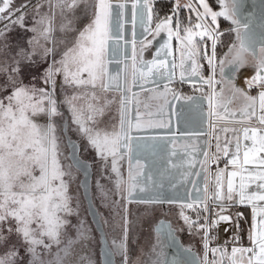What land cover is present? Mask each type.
<instances>
[{"label": "snow or ice", "instance_id": "obj_1", "mask_svg": "<svg viewBox=\"0 0 264 264\" xmlns=\"http://www.w3.org/2000/svg\"><path fill=\"white\" fill-rule=\"evenodd\" d=\"M154 0H143V4L138 7L133 4L134 15L138 12L141 21L145 16L149 21L153 16ZM172 0H168L171 3ZM221 10L215 11L211 0H198L197 4L193 0H187L184 5L189 10L187 18L181 16L179 0H176L175 6L169 8L161 18L157 12L158 23L155 26V34L159 35L161 31H166L168 39L156 50L153 59L145 61L143 59L144 48L140 51L139 65L133 61L131 78L134 86H140L141 82L147 83L149 80H155L156 77H167L172 81L175 76L174 69H180V82L185 83L187 75L197 76L203 84L208 85L207 100L209 105V127L213 130L217 127L212 117L220 116L216 111L224 106L225 86L231 95L228 97V103L240 100V120L235 121L242 126V135L244 140H251V147H243V161L240 154L242 146L240 136H236L235 151L231 152V159L226 161V167L231 164L239 171H230L227 173V194L222 191L221 176L223 169L216 173V187L212 193L214 201L227 200L230 203L219 205L220 213L226 208L233 207L235 203L251 206L252 224L248 232V238L252 244L250 248L234 247L231 254L226 251L221 253L220 260H216L218 249H211L213 260L211 264H245V254L247 256L246 264H264V158L259 153H264V46L260 48V55L255 52L256 41L252 38V33L248 22L241 21L239 5L240 0H216ZM81 5L85 7L81 8ZM229 5L231 7L229 8ZM165 5L161 2V8ZM49 11L42 12V4L37 0L36 4L25 3L17 6L15 0H0V55L4 59L0 60V75L6 76L3 85H0V94H3L7 104L0 99V264H93L90 255H81L86 251L89 242V230L86 229L83 220L77 216V223L71 225L76 229V237L73 239L68 232L70 222L63 218V215H72L73 210L68 207V185L64 179L66 173L60 162L61 141L69 149L70 155L67 157L71 161L69 167L75 166L84 172H87L88 165L84 164L78 156L79 146L74 142L68 133L75 132L81 139H86L87 144L95 151L96 157L107 166L109 157L111 158V172L115 174L114 184L119 192L122 188L127 192L125 200L132 202L136 199L137 189L144 193L148 191L147 186H141L142 180L135 174L138 169L129 159L128 179L125 181L124 174L121 171L120 162L124 159L123 148L127 147L125 141L131 139L129 132L132 128L142 127L140 116L135 117L136 122L128 116V97L125 94L119 80V75L115 79L113 88V78L109 76L106 63L109 61L108 51L109 41L112 38L111 18L112 5L109 0H48ZM91 8V15L88 10ZM123 8L124 5H119ZM59 8L62 22L60 32L64 35L56 40L52 33L56 30V9ZM29 9H35L36 16L33 17V26L27 28L25 18ZM203 9V11H200ZM78 10L84 13L79 17ZM65 13H72L71 17ZM195 14V22L192 20V14ZM234 25L232 31L236 33L238 45L233 43L228 47L227 55L223 58L217 55V40L220 39V30L218 18ZM210 18V20H209ZM67 20V23L63 21ZM247 21V18H244ZM13 26L24 28L27 31L35 33L28 40V48L19 44L14 47L18 51H13V46L9 43L7 32L13 31ZM215 26V27H213ZM183 30V35H181ZM145 33L151 30L147 25L144 26ZM175 36L179 44L188 49L187 53L182 52V59L179 65L173 63L171 68L166 59H159L164 50L171 55L170 41ZM194 37H199L198 42H194ZM207 38V39H205ZM43 39L53 44L52 48L41 44ZM211 41V54L207 51V43ZM186 42V43H185ZM205 44L203 59L207 61L210 75L206 78L200 72L202 65L197 63L196 56L199 55L198 45ZM145 47L151 45L152 41L141 42ZM264 45V40L260 42ZM63 44L62 58L56 61V45ZM40 56L41 59L52 57V64L47 68V75L43 78L44 84H51L53 91H46L45 87H27L22 85L19 77L25 66L31 67L38 64L34 57ZM185 56L187 61L186 63ZM251 57V62L248 57ZM11 57V60L8 59ZM217 61H219V80H217ZM59 64L60 67L56 65ZM226 66L228 71H225ZM250 66L254 69L255 75L251 79H246L248 91L236 84L237 74L241 68ZM163 69V71H162ZM62 72L65 84L74 85L76 88H83L81 95H73L66 98L65 103L71 115V121L64 116L60 107V101L57 99L54 89L57 82L54 79L56 73ZM87 73V78L83 74ZM127 82V67L125 68V83ZM217 85L219 90L217 91ZM256 88V95L251 94V89ZM11 88V94H7V89ZM200 90V89H197ZM91 92L89 96L88 93ZM109 91H118L121 93L119 99V130L115 126L111 131L105 125L102 119L108 106L114 101L102 99L99 93ZM173 90L167 85L164 93L150 95L149 100L162 101L159 108L161 115L164 107L168 105L166 93ZM173 98H178L173 93ZM198 104L199 99L185 97ZM85 100L86 104H77V101ZM149 105L146 103L145 108ZM42 115L46 118L45 124H40L33 120L34 116ZM235 119V112L231 114ZM63 118L64 122L60 125L62 136L57 135L56 118ZM253 117L259 128L253 127L250 121ZM152 120L148 121L151 125ZM102 125H104L102 127ZM162 126V125H161ZM224 133L229 131L227 125L221 129ZM231 131L237 132L236 128ZM212 139L216 140V153L212 159L219 160L222 151L225 157L229 156V145L231 139L225 136L223 147L219 141V134L213 131ZM211 142L208 147L211 149ZM197 152L200 150L197 149ZM186 156L191 152L186 147L184 150ZM205 157L208 152L202 153ZM197 163L203 166L204 162L199 160L189 161V167H194ZM258 165L260 170L249 172L247 165ZM139 165V161H136ZM191 175V173H188ZM239 175L240 183L237 189L234 186V177ZM254 181H259L255 189L249 192ZM99 187V182H97ZM238 197V201L235 199ZM140 200L146 202H162L160 195L153 194L148 197H141ZM138 202H140L138 200ZM184 208H193L192 204L181 206L180 217L189 229V234H200L203 232V246L205 249V259L202 264H209L207 259L208 249V230L210 227H216L221 221L230 222L229 215L217 213L219 219H212L209 223V216L212 215L211 209L205 207L203 215L197 212L196 218L192 219L185 215ZM127 211V209H125ZM237 221L245 219L243 213H236ZM259 217V219H257ZM201 218L203 223H200ZM246 222V220H245ZM128 220L124 217L123 234L119 240L114 239L112 249L107 250L103 264H113L112 257L120 256V264H168L161 260L160 255L153 253L155 258L144 260L141 254H137L133 259L132 251L128 243ZM239 229V223L235 224ZM155 231L159 237L173 238L171 224L160 221ZM53 245H56V251L53 252ZM63 245V246H61ZM79 245V250L76 246ZM25 255L21 254V250ZM190 253V249H186ZM237 253L240 254L237 260ZM46 257H51L46 259ZM172 264H180L173 261ZM191 264H197L192 261Z\"/></svg>", "mask_w": 264, "mask_h": 264}, {"label": "rangeland", "instance_id": "obj_2", "mask_svg": "<svg viewBox=\"0 0 264 264\" xmlns=\"http://www.w3.org/2000/svg\"><path fill=\"white\" fill-rule=\"evenodd\" d=\"M25 3H31L36 4L37 0H15V4L17 6ZM40 3L42 4L41 11L47 13L49 11L48 7V0H40ZM194 4H197L198 6V0L193 1ZM221 8L217 11H220ZM200 11H203V9H200ZM239 12H240V19L243 22L249 23V28L252 33V38L254 41H256V55H257V48L264 46L260 42L264 40V0H240L239 5ZM189 14V12H188ZM195 22L196 17L193 13ZM33 17L36 19H39L38 16H36L35 9H29L25 18V25L27 28H31L33 26ZM244 18H247V21L244 20ZM210 20V18H209ZM58 19L56 20V28H58ZM14 30L7 32V36L9 38V43L13 46V51H18L14 46L19 44L20 46L24 48H28V40L31 39L35 33L31 31H27L24 28H20L18 26H13ZM139 32V27L138 31ZM53 35V34H51ZM198 37H194V41L197 40ZM56 39V37H55ZM200 39V38H199ZM57 40V39H56ZM41 44H44L46 47L52 48V45L50 42H46L43 39L40 41ZM186 43V42H185ZM64 48L61 46V44L56 45V61H60L62 58V49ZM188 49L185 48V53H187ZM4 59L2 55H0V60ZM9 60H11V57H8ZM35 60L38 61V64L32 65L31 67L25 66L22 70V74L19 77L20 83L22 85L27 86L29 88L31 87H45L46 91H53V88L51 84L45 85L44 84V77L47 75V68L50 64H52V57L48 56L47 58L41 59L40 56L34 57ZM190 63V61H188ZM57 67H60L59 64L56 65ZM245 74V73H244ZM57 75L59 77H57ZM125 77V76H124ZM241 81L239 82V87L242 85L246 86L245 80L250 79V77L245 76L243 74H240ZM54 79L57 82V86L54 89L57 99L60 101V107L61 110L64 113V116L67 117L69 124L71 121V115L68 111V106L65 103L66 98H70L73 95H81L84 91V89L76 88L74 85L65 84L64 82V75L63 73H56L54 75ZM6 80V76L0 75V85H3ZM157 81V80H156ZM153 80H149V82L144 83L141 82V84H148L151 82H156ZM193 81L197 85V94L198 96L202 97L203 94L201 92L202 87V81L200 79V75L193 76ZM122 88L125 91V94L128 97V103H127V109H128V116L130 119H132V122L135 123V117L137 115L140 116L142 127L139 129L132 128L129 132V136L131 139L125 141V144L127 147L123 148L124 153L127 152L128 160L126 158L120 162L121 164V171L124 174L125 181L127 182L128 179V168H129V159L132 160L133 165L138 171L135 172V174L138 176L139 179L142 180V185L147 186L148 191L141 193L139 192V189H137L136 196L140 195H153L158 194L161 198H168L169 193L167 192L168 188L169 191L174 188V184L169 182L168 179L171 177H174L172 174V163L176 162L175 158H178V156L182 155H172V150L180 148L183 143H186L191 139L188 138H181L179 136H176L173 133H170L172 131L171 123L175 122L174 124L177 126V120H178V113L176 112V103L172 107L170 112V105L171 100H169L168 105L164 107L163 114L161 115L159 108L162 105V101H159V103L151 104L149 100L150 95H155L156 93L153 91L154 85L142 88L140 90L134 89V85L131 88V90L128 88V82L127 85L125 81H122ZM156 85V84H155ZM168 86V83L162 82L158 87L162 90L161 93L165 92V86ZM12 89H7V94H11ZM88 95H91V92L89 91ZM102 99H107L110 101H114V103L110 104L108 106V109L105 112V115L99 119H102L105 122V125L108 127V130L111 131L113 129V126H115V130H119V119H120V113H119V99H120V92H117L116 95L112 93L111 91L105 92V93H99ZM167 95V93H166ZM168 98V95H167ZM170 98V97H169ZM172 98V97H171ZM0 99L4 101L5 104L8 103L6 99H4L3 94H0ZM77 104H86L85 100H80L76 102ZM148 104L149 107L145 108V104ZM204 107V106H203ZM205 110V108H204ZM201 111V110H200ZM204 113V112H203ZM172 114V115H171ZM33 120L37 121L40 124L46 123V118L42 115H37L33 117ZM152 120L153 123L151 125L148 124V121ZM57 121V135L62 136L63 134L60 132V125L63 124L64 120L61 117L56 118ZM205 123V121H204ZM162 125V126H161ZM104 125H102L103 127ZM185 129V127H181L182 129ZM142 131L146 133H141ZM154 131H161V133H153ZM167 131V133H165ZM140 132V133H138ZM205 132V131H204ZM71 133V131L69 132ZM68 133V135H69ZM183 133L182 135H184ZM205 133H203V136L200 137L202 139L203 137V145L205 146ZM70 136V135H69ZM185 137V136H182ZM74 142H76L79 146V152L78 156L79 159L84 163L88 165L87 172L82 171L81 169L73 167H69V159H67L68 155H70L69 149L64 145L63 141H61V155L59 157L60 162L63 166V170L66 173H70V175H66L64 177L67 185H68V207L73 210L72 215H63V218L68 220L70 222V226L68 227L69 235L75 239L76 237V229L74 227H71V225H75L77 223V216H79L80 220H83L85 223L86 229L89 230V242L87 245L86 251L81 252V255H90L92 257L93 264H100V255H99V236L98 232H96L95 229H93L92 223H90L87 215H86V208L87 206L82 200L81 196V188L79 185V182L81 180V174L83 175V187L84 190L88 191L91 190V196L92 199L95 202V206L99 208V211H103V231L105 237L110 238L111 240H119L122 237L123 234V226H124V217H127L128 220V243L129 247L131 249L133 248L134 244L138 242L137 239V207H129V203L119 202L120 200L124 199V194L127 195V192L124 191V188H122L119 192L117 191L114 180H115V174L111 172V158L109 157V162L107 166H104V162L101 161L96 157L95 151L87 144L86 139H81L80 137L77 139V137H70ZM198 139V141L200 140ZM197 140V139H196ZM202 141L200 140V143ZM200 149V153L203 152V146ZM202 154V153H201ZM87 159V160H86ZM89 160V161H88ZM139 161V165H136V161ZM196 160L203 161L204 155H196ZM204 162V161H203ZM93 164V165H91ZM194 169V168H193ZM190 176V175H189ZM188 176V179H189ZM210 177V176H209ZM188 179L184 183L183 186V192L182 196L186 195V190L188 187ZM182 180H180L181 182ZM208 181V175L203 173V168L201 165L198 167V171L196 173V176L194 177L193 183L190 187V197L193 198L192 194L195 190V200H203L204 203V193H205V183ZM97 182H99V187L97 186ZM93 183V186H92ZM92 186V188H91ZM114 192V193H113ZM171 194H174L176 196H179V194H176L175 192L170 191ZM207 194V191H206ZM116 195V198H114ZM199 196V197H198ZM120 199V200H119ZM162 200V199H161ZM120 203V204H119ZM162 204H165L166 202L162 200ZM196 203V202H194ZM193 205V204H192ZM140 208V207H139ZM127 209V211H125ZM143 209V208H142ZM129 210L133 211L134 214L130 219H128V212ZM179 210H181L179 208ZM186 210H191L192 212L195 211V208H186ZM96 212V211H95ZM218 213V210H215L213 212L212 219H219V216L216 215ZM122 214V215H121ZM223 215H229L231 217L230 222H223L221 221L219 223V228H217V231L219 229V234L223 238L224 236H229L231 234L229 230L234 231L235 230V212L227 208L223 213ZM123 216V217H122ZM195 219V218H192ZM226 232V234H225ZM202 234V232L200 233ZM233 236V235H232ZM194 239L197 242L200 240L203 242L202 237H200L199 234H194ZM63 246V245H61ZM77 250H79V245L76 246ZM53 252L56 251V245H53ZM230 254V251H226ZM21 254L25 255L23 252V249L21 250ZM51 257H47L46 259H50ZM155 258V257H154ZM169 258V257H168ZM161 260L167 261L168 264H172L166 256H160Z\"/></svg>", "mask_w": 264, "mask_h": 264}, {"label": "crops", "instance_id": "obj_3", "mask_svg": "<svg viewBox=\"0 0 264 264\" xmlns=\"http://www.w3.org/2000/svg\"><path fill=\"white\" fill-rule=\"evenodd\" d=\"M174 4L176 3V0H173ZM196 1V0H193ZM109 2L112 5V18H111V30H112V38L109 41L110 44V48L108 51V57H109V61L106 63V67L108 69V73L109 76L113 78V82H112V86L113 88L115 87V79L117 77V75H119V80H120V84L121 86L124 84V82L122 83V81H125V68L127 67V82H128V88L131 90V88L133 87V83H132V78H131V72H132V66H133V61H136V64L139 65L140 62V51L141 48H144L143 51V59L145 61H150L153 59V56L156 52V50L160 47L161 44L164 43L165 40L168 39V35L166 31H161V33L159 35L155 34V26L156 23L154 25L151 24V21H149L147 19V15L145 16L143 22L141 21V18L138 14V12L134 15V10H133V4H137L138 7L140 5L143 4V0H109ZM187 0H179V4L181 5L180 8L184 9V11H186V18L188 17V12L189 10L187 8L184 7V5L186 4ZM123 4L124 7L120 8L119 5ZM85 7V5H81V8ZM231 7V5H229V8ZM220 9V8H219ZM218 9V10H219ZM56 20L58 19V28H56V30L52 33V37L55 38L57 40H59L64 34L60 32V24L62 22V18L60 15V10L59 8H57L56 10ZM217 11V10H215ZM88 14L89 16L91 15V8L89 7L88 10ZM66 16L71 17L72 13H65ZM78 15L79 17H83L84 13L82 11L78 10ZM223 18V17H222ZM192 19H194V16L192 14ZM220 18H218V25H219V30H220V23L219 20ZM64 23H67V20L63 21ZM230 22V21H229ZM158 23V22H157ZM231 23V22H230ZM147 25L149 27V29L151 30L149 33H145L144 31V26ZM138 27H139V32L138 31ZM215 27V26H213ZM234 25H230V28L228 30H230V32L232 33V37H231V41L228 44V46L225 48L226 50H222V52L219 54L217 52V55L220 56V58H223L224 55H227L228 52V47H230L233 43L238 45V41L236 40V33L234 31H232ZM222 31L220 30V33ZM181 35H183V30H181ZM207 39V38H205ZM152 41L151 45H147L146 47L141 43L146 42V41ZM200 39L199 37L197 38L196 41L194 42H198ZM221 42V39L217 40V45H219ZM51 43V42H50ZM52 47L53 44L51 43ZM61 46L63 47V44H61ZM205 44L200 42L198 45V51H199V55H197L195 58L197 60L198 64L202 65V68L200 70V72L203 74V76L206 78L208 75H210V71L208 69V64L207 61L203 59V53L205 51ZM262 47V46H261ZM260 47V48H261ZM170 48H171V55H168L167 52L168 50H164L161 54V57L159 59H166L169 68H171V65L173 63H175L176 65H179L182 59V52L185 53V47L181 44H179L176 40V37L173 36L172 40L170 41ZM260 48H257V56L260 55ZM207 51L209 54H211L212 49H211V41H208L207 43ZM224 51V52H223ZM61 54L63 55V53L61 52ZM249 61L251 62V57L249 56ZM185 60L186 63H189L186 59L185 56ZM204 66V67H203ZM163 71V69H162ZM175 71V76L173 78L172 81H169L167 79V77H156L155 80L153 81H162L164 80V82H168V87L171 88L173 91L172 92H168V98L167 100H171L173 93L177 94L178 98L174 99V102L172 104V106L175 105L177 106L176 112L178 113V122L176 123L177 126L174 124L173 126V130L170 133L175 134L176 136H179L181 138H188L190 137L191 139H189L188 142L183 143L181 145V147L172 150V155H182V156H178V158L176 159V162L172 163V174L174 175V177H171L169 180V182L171 181L174 184V188H172L170 191L175 192L176 194H179V196H176L174 194H171L169 191V188L167 189L168 193H169V197L168 198H161L162 200H164L166 203L162 204L161 202H146L145 200H140L137 199V197H141L143 195L140 196H136V199H133L132 202H136L137 206L141 207V208H146L148 211L150 209L153 208H157L160 206H169V207H174L177 209H181L182 205L185 204H193V207L196 208L200 206V204L203 202V200H195L196 198V194H195V190L193 191V198L190 197V187L187 188L188 193L187 195H183L182 196V192H183V186L184 183L187 181L189 174L191 173L194 167H189V161L191 160H196V155L200 154L203 155L201 153L203 152H208V156L205 157L204 156V164L202 166L203 168V173H205L206 175H208V181L207 183H205V190L206 191L204 193V203H206V201L211 202L212 205V211L218 207V213H220V208L219 205L221 203L227 205L230 202L227 200L224 201H214L212 198V193L215 191V187H216V173L219 169H223L224 170V174L221 176V183L223 185L222 187V191L223 193L226 195L227 194V173L230 171H239V169L234 168L231 164H228L226 167V161L231 159V152L235 151V144H236V136L239 135L240 136V143L242 146V151L240 154V159L241 162L243 161V147L245 145H247L248 147H251V140H244L243 139V135H242V126L238 123H236L235 121H239L240 120V113L238 111L239 107H240V100H236L233 101L232 103H228V97L231 95V93L228 91V87L225 86V92H224V106L227 107L228 112H225L223 108H218L216 109V111L219 113L220 116H223L224 119L220 120L218 117L214 116L212 117V120L216 123L217 127L215 128V130L211 129L209 127V116H208V112H209V105H208V100H207V94H208V85L204 84V86L201 89V92L203 94L202 97L198 96L197 94V85L194 83L193 81V76H191L190 74L187 75L185 77L186 82L185 83H181L180 82V69L179 67H176L174 69ZM225 71H228V67L226 66ZM62 73V72H61ZM245 73V74H244ZM240 74H243L245 76L250 77V79L252 78V76L255 75V71L252 67L250 66H246L240 69V71L237 74V78H236V84L239 87V82L241 81V77ZM57 77H59L57 75ZM84 78H87V73L83 74ZM217 80H219L220 76H219V61H217V72H216V77ZM151 80V79H150ZM156 82H151L148 84H141L140 86H135L134 89L136 90H140L142 88H147L153 85V83H156V85H154V89L153 91L157 94V93H161L162 90L158 87V85ZM126 82V85H127ZM241 87L244 88L246 91H248L247 89V85L244 86L241 83ZM138 88V89H137ZM82 89V88H79ZM219 90V85H217V91ZM256 88L254 87L253 89H251V94L252 95H256ZM112 93H114V95L117 94L118 91H111ZM170 97V98H169ZM185 97H192L194 100L195 99H199V103L195 104L193 103L192 100H187L185 99ZM151 104H155V103H159V101L156 100H150ZM204 106V107H203ZM205 108V110H204ZM201 110V111H200ZM204 112V113H203ZM235 112V119L233 120L231 117V113ZM205 121V123H204ZM251 124L253 127H257L259 128L260 126L258 125L256 118L253 117L250 121L246 120L245 124ZM227 125V127L229 128V131L227 133H224L221 129ZM181 127H185V129L183 128L181 130ZM232 128H236L237 132L234 133L233 131H231ZM205 131V132H204ZM213 131H215L216 133L219 134V141L221 146L223 147V145L225 144V136L229 137L231 139V144L229 145V150H230V154L229 156L225 157L221 151L220 155V159L214 160L212 159L213 154L216 153V140L212 139V134ZM140 133V132H138ZM141 133H146L144 131H142ZM153 133H161V131H154ZM165 133H167V131H165ZM183 133H185L184 135H182ZM203 133H205V146L203 145V137L202 139H200L201 136H203ZM185 136V137H182ZM197 139V140H196ZM198 139H200L202 142L200 143V140L198 141ZM209 141L211 142V149H209L208 144ZM202 145L204 146L202 150L203 152L200 153V149L202 148ZM188 148V150L191 152V155L186 156L184 154V150L185 148ZM199 149L200 151L197 152L196 150ZM259 156L261 158H264V153H259ZM126 158V160H128V155L127 152L124 155V159ZM123 159V160H124ZM201 165V164H199ZM249 172H255L260 170L258 165H252L249 164L246 166ZM197 173V172H196ZM196 176V175H195ZM194 176V177H195ZM210 176V177H209ZM180 180H182L180 182ZM194 180V179H193ZM170 182V183H171ZM193 183V182H192ZM191 183V185H192ZM239 183H240V177L239 175H237L236 177H234V186L238 189L239 188ZM259 183V181H254L252 183V187L249 188V192L253 191L255 189V185ZM125 193V190L123 191ZM125 196L126 194H124V200H125ZM199 197V196H198ZM238 201V197L235 198ZM138 200L140 202H138ZM129 203L126 200L124 201V203ZM196 202V203H194ZM261 204H264V202H260ZM230 209H232L235 212V224L240 222L237 221V217H236V213L237 212H243L246 213V216L248 217V224H247V229L245 231V239L241 238V240H238V237H241L242 235L240 233H236V238L235 240L238 241L235 244L230 243L229 246L228 244H225L228 240L230 241L231 237H232V232L231 230H229V232L231 234H229V236H225L222 238V241H220V247H218L219 249L221 248V252H225V251H230L231 254V250L234 247H244V248H250L252 247V244L248 238V232L249 229L251 227L252 224V213H251V206L249 205H240L239 203H235V205L233 207H229ZM186 209V208H184ZM191 209V208H189ZM241 209V210H239ZM227 210V208L225 209ZM191 210H188V212H185V215H188L189 217H191V215L189 214ZM215 211V210H214ZM180 213V212H179ZM178 213V217L180 218V221L182 223H184L183 219L180 217ZM221 214V213H220ZM203 215V214H202ZM257 219H259V217H257ZM185 224V223H184ZM241 230V228H239ZM219 231V230H218ZM217 236H219V232L216 233ZM226 234V232H225ZM241 235V236H240ZM223 242V243H222ZM203 244V243H202ZM202 249H204V247H202ZM251 253H247L245 254V264L247 261V256H250ZM237 260H239L240 258V254L237 253Z\"/></svg>", "mask_w": 264, "mask_h": 264}, {"label": "flooded vegetation", "instance_id": "obj_4", "mask_svg": "<svg viewBox=\"0 0 264 264\" xmlns=\"http://www.w3.org/2000/svg\"><path fill=\"white\" fill-rule=\"evenodd\" d=\"M224 50H226V49H224ZM61 125H62V123H61ZM69 135H70V137H77V139L79 138V136L75 132H71V133H69ZM205 204H207V207L209 209H211V211H212L211 202H209V201H206V203L202 202L200 204V206L197 207L198 211H200L202 214H203V209L205 207ZM197 208L195 210L196 212H197ZM137 210L141 215L140 223H139L141 225V229L140 228L137 229L138 242L136 244H134L132 249L130 247V249L132 251L133 259H135L137 254H141L142 258L144 260L150 261L151 259H154V257H155L154 253H153L154 247L156 249V252H158L160 256L161 255L166 256L168 259L170 254H169L168 250L164 247L165 242L162 240L161 237L158 238V233L155 232V230H154L155 225L160 220H165V221L170 222L172 228L175 231V234L179 237L182 244L186 247H190L193 251L200 254L201 258H202V262H203V260L205 259V249H202V247H204L202 244L203 242L201 243V247H199L196 244V242L193 243L192 240H188L190 237L189 229H188L186 224H184L180 221V218L178 217V213L180 212L179 209L174 208V207H169V206H160V207H157L154 209H150L149 211L144 210L141 207L140 208L138 207ZM214 210H218V207L215 208ZM214 210H213V212H214ZM99 221H100V219H99ZM209 223H210V221H209ZM216 227L219 228V225H217ZM209 231L210 230H208V237H209ZM217 232H219V231H217V228H216V233ZM232 233H233L232 234L233 236L231 237L230 241L228 240L225 244H227L228 242L232 243L233 241H235V238L237 236L236 235L237 228H235V230ZM218 235H219V236H217L218 241H222V237L220 236V234H218ZM202 236H203V232L201 234V237ZM112 245H113V241L111 242V246ZM99 250H100V247H99ZM107 250H110L109 246H108ZM218 250L219 251L216 253V256H215L216 260H220V258H221V250L222 249L218 248ZM105 253H106V251L102 252L100 250L101 263L102 264H103V261L105 259ZM212 257H213V254L210 257H208V254H207V259L209 261V264H211ZM112 260H113V264H120L121 257L120 256H113ZM225 264H228V262L225 261Z\"/></svg>", "mask_w": 264, "mask_h": 264}, {"label": "trees", "instance_id": "obj_5", "mask_svg": "<svg viewBox=\"0 0 264 264\" xmlns=\"http://www.w3.org/2000/svg\"><path fill=\"white\" fill-rule=\"evenodd\" d=\"M161 2H163L164 3V7L163 8H161ZM211 3H212V7H213V9L214 10H218L219 8H220V5L216 2V0H211ZM175 6V4H174V1L172 0V2L171 3H168V0H154V2H153V5H152V7H153V16H152V20H151V24L152 25H154L155 23H157L158 22V19H157V12H159V15H160V17L162 18L163 17V15H164V13L165 12H167L168 10H169V8H171V7H174ZM180 14H181V16H183V17H185L186 18V11H184V9H182V8H180ZM193 20V19H192ZM220 21H219V23H220V25H222V26H220L221 28H220V30L222 31L221 32V35H220V39H221V42H220V44L219 45H217V52L220 54L221 52H222V50H224L227 46H228V44L230 43V41H231V37H232V33L230 32V30H228L229 28H230V25H231V23L228 21V20H225L224 18H222V17H220V19H219ZM204 67V66H203ZM87 160V159H86ZM89 161V160H88ZM69 163H70V161H69ZM71 164V163H70ZM91 165H93V164H91ZM73 167V166H72ZM74 168V167H73ZM75 169V168H74ZM81 177H82V175H81ZM79 185H80V182H79ZM92 186H93V183H92ZM92 186H91V188H92ZM81 188V187H80ZM92 190V189H91ZM114 193V192H113ZM81 196H82V193H81ZM83 197V196H82ZM91 198H92V196H91ZM114 198H116V195H115V197ZM117 199V198H116ZM82 200H83V202L85 203V201H84V199L82 198ZM120 200V199H119ZM117 201H118V199H117ZM125 200L123 199V200H120L119 202H121L122 204H123V202H124ZM92 202H93V205H94V208H95V210H96V212H97V214H98V216H99V219H100V224H101V226H102V228H103V223H104V221H103V215H102V213H103V211H99V208H97L96 206H95V202H94V200L92 199ZM120 204V203H119ZM137 203L135 202H130L129 203V205H128V208L131 206V207H139V206H137L136 205ZM85 205H86V203H85ZM144 210H147L146 208H143ZM154 209V208H153ZM185 210V209H184ZM239 210H241V209H239ZM185 212H188V210H185ZM197 212H200V211H198V208H197ZM197 212L196 211H190V215H191V218H196V214H197ZM212 212V215H210L209 216V221H210V223H211V220H212V217H213V211H211ZM243 213V212H242ZM134 214V212L133 211H131V210H129V212H128V219H130L131 217H132V215ZM137 217H136V221H137V229H141V225L139 224L140 223V217H141V215H140V213L139 212H137ZM86 215H87V217H88V219H89V221H90V223H92V221H91V219H90V217H89V214H88V211H87V208H86ZM122 215V214H121ZM149 216V215H148ZM243 216H244V218L245 219H240L239 220V222H240V227L239 228H241V230L240 229H237V233H240L241 235V237H238V240H241V238H244L245 239V231H246V229H247V224H248V217L246 216V213H243ZM123 217V216H122ZM245 220H246V222H245ZM203 222V219L201 218V220H200V223H202ZM92 227H93V229H95L96 230V228H95V226H94V224L92 223ZM146 225V224H145ZM147 226V225H146ZM137 229H136V232H137ZM210 231H209V240H208V251H207V254H208V257H210L211 255H212V252L210 251L211 249H213V248H215V249H218V247H220V241H218V239H217V234H216V227H210V229H209ZM97 232V231H96ZM194 234H195V232H193V234H191L190 235V237H189V239L188 240H192L193 241V243L194 242H196V244L199 246V247H201V243H202V241L200 240L199 242H197L196 240H193L194 238H193V236H194ZM196 235V234H195ZM200 235V237H201V234H199ZM98 236H99V234H98ZM106 244L109 246V248L110 249H112V246H111V242L113 241V240H111L110 238H107V236H106ZM98 241H99V247H100V239H98ZM236 242H238V241H233L232 243L233 244H235ZM228 245L230 244L229 242L227 243ZM99 255H100V250H99ZM47 258V257H46ZM114 259V258H113ZM99 261H100V264H102L101 263V255H100V259H99Z\"/></svg>", "mask_w": 264, "mask_h": 264}, {"label": "water", "instance_id": "obj_6", "mask_svg": "<svg viewBox=\"0 0 264 264\" xmlns=\"http://www.w3.org/2000/svg\"><path fill=\"white\" fill-rule=\"evenodd\" d=\"M256 47H257V45H256ZM256 47H255V49H256ZM162 82H164V80L157 81V84H161ZM167 83H169V81ZM155 84L156 83H153V85H155ZM173 102H174V98L172 96L171 105H170L171 106L170 107V112H171V109L173 107L172 106ZM175 109H177V106L175 107ZM174 123L175 122H172L171 123L172 130L174 129L173 128ZM198 167H199V163H197L194 166V169L192 170L191 175L189 176L188 183H187L188 184V187L187 188H189L191 186V183L193 182L194 176L196 175V172L198 171ZM83 181L84 180H83V175H82V178L80 180L81 193H82L83 199H84V201L86 203L89 217H90L92 223L94 224V226L96 228V231L99 234L100 250L102 252H104V251H107V248H108V245L106 244V239H105L104 231H103V228H102V226L100 224L99 216H98L97 212H95L96 210L94 208V205H93V202H92V198H91V190H89V192L86 191V190H84ZM187 193H188V191H186V195H187ZM148 196H150V195H148ZM148 196L147 195H144V196H141V197H145L146 198ZM141 197H137V199H140ZM160 221H164L166 224H170V222L165 221V220H160ZM156 225H155V227H156ZM155 227H154V230H155ZM161 238L165 242L164 247L168 250V252L170 254L169 255V258H168V260L170 262L177 261V262H180V264H191L192 261H196L197 264H202L201 255L198 254L197 252L193 251L190 247L184 246L182 244V242L180 241L179 237L175 234V231H173V238H171V239L166 238V237H161ZM186 249H190L191 250L190 253L189 252H186L185 251ZM212 260H213V257H212Z\"/></svg>", "mask_w": 264, "mask_h": 264}]
</instances>
